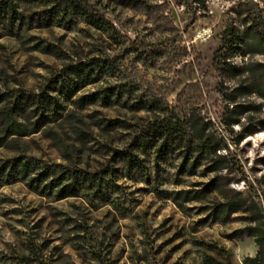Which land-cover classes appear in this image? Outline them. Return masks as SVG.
I'll return each instance as SVG.
<instances>
[{
  "label": "rangeland",
  "instance_id": "374dc122",
  "mask_svg": "<svg viewBox=\"0 0 264 264\" xmlns=\"http://www.w3.org/2000/svg\"><path fill=\"white\" fill-rule=\"evenodd\" d=\"M112 25L96 30L77 19L67 29L46 20V7L12 0L16 36L0 21V112L26 134L0 148V264L28 257L42 264H241L264 236V101L232 91L214 67L220 35L253 24L264 35V0H77ZM15 33V32H13ZM110 62L113 77L62 98L57 82L68 67ZM264 55L243 51L240 66ZM106 89L116 95L101 100ZM98 98L86 104V97ZM206 124L219 142L224 170L204 198L173 202L159 192L203 191L216 175L179 172L181 160L134 150L157 117L151 104ZM50 103H56L54 107ZM108 123H111L108 126ZM114 123V124H113ZM3 125L0 123V137ZM250 131L251 134H246ZM139 155L143 174L127 171L125 154ZM32 173L6 175L13 162ZM109 170L117 189L104 203L83 191L56 200L55 190L31 182L45 169ZM107 177L106 179H108ZM235 206L227 217L213 209Z\"/></svg>",
  "mask_w": 264,
  "mask_h": 264
},
{
  "label": "trees",
  "instance_id": "16d2710c",
  "mask_svg": "<svg viewBox=\"0 0 264 264\" xmlns=\"http://www.w3.org/2000/svg\"><path fill=\"white\" fill-rule=\"evenodd\" d=\"M12 0H0V21L8 18L7 35L16 36L20 30V24L15 25L18 20V13ZM27 1V0H26ZM41 6L46 7V20L53 22L58 26L70 29L74 26L77 19L82 20L88 26L101 31L114 32L112 25L104 21V19L93 13L86 3L77 0H28ZM15 32V33H13ZM252 54L264 55V35L261 34L255 25H243L242 29L237 32L232 28L225 29L220 35L219 47L216 49L213 63L214 67L225 75L228 82H234L235 86L232 91L243 96H253L264 101V62H255L248 59L240 66L233 64L232 58L243 51ZM116 68L110 62L101 59H92L87 63H79L68 67L65 76H63L56 84L62 98H70L86 85L94 84L103 77H113ZM111 89L104 91L101 100L116 94ZM98 98V93H94L90 97H86V104H91ZM56 107V103H50ZM154 112H158L157 117L145 131V136L139 134L134 141V150L139 154L152 150V154L156 159L163 160L167 156H175L181 160L179 172H184L186 176L194 175L195 170L203 166V175H216L203 191H177V192H159L154 190L155 194L164 195L165 199H171L173 202L195 201L204 198L203 192H211L216 189L219 176L224 170V157L216 154L219 150V142L216 141L214 133L211 129L206 128V124L202 121L194 120L185 115L180 117L168 108H162L156 101H153ZM0 123L3 125L0 137V148L4 141L10 137L23 136L25 131L21 124L12 121L10 115L0 112ZM114 124V123H113ZM111 123H108L110 126ZM246 134H251L247 131ZM139 156V155H138ZM137 155L131 153L125 154L123 157L124 169L128 172L133 170L142 176V160ZM7 177L15 180L12 175L14 170H18L17 174H21L20 178L25 179L28 174L34 172L33 166L29 162H13ZM59 166L51 169H45L37 174V177L31 182L37 183L42 188L49 191L55 190L56 200H63L77 197L80 192L89 191L92 197L108 202L109 195L116 192L117 186L112 180L109 170L96 171L94 173L62 171ZM219 175V176H218ZM109 177L108 179H106ZM235 206L229 202L218 204L213 212L216 216L227 217ZM249 231V236L253 238L256 246V253L253 257H245L241 264H264V236L259 226H254ZM15 264H42L37 260L28 257H15L11 259ZM208 264H231L211 263Z\"/></svg>",
  "mask_w": 264,
  "mask_h": 264
}]
</instances>
